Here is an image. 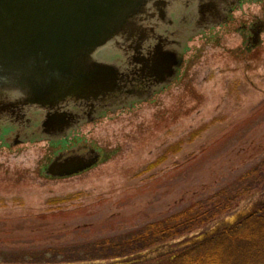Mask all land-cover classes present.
<instances>
[{
    "label": "rangeland",
    "instance_id": "rangeland-1",
    "mask_svg": "<svg viewBox=\"0 0 264 264\" xmlns=\"http://www.w3.org/2000/svg\"><path fill=\"white\" fill-rule=\"evenodd\" d=\"M232 17L191 36L172 84L70 134L71 143L102 151L83 173L45 174L68 142L29 132L16 144L0 138V264H171L264 204V24L250 47L243 30L264 23V0L241 1ZM224 189L239 192L230 214L123 256L134 249L132 233L191 206L209 208Z\"/></svg>",
    "mask_w": 264,
    "mask_h": 264
},
{
    "label": "water",
    "instance_id": "water-1",
    "mask_svg": "<svg viewBox=\"0 0 264 264\" xmlns=\"http://www.w3.org/2000/svg\"><path fill=\"white\" fill-rule=\"evenodd\" d=\"M241 0H0V138L68 137L177 79L191 36ZM13 137V138H12ZM101 151L58 154L48 177L94 167Z\"/></svg>",
    "mask_w": 264,
    "mask_h": 264
},
{
    "label": "trees",
    "instance_id": "trees-1",
    "mask_svg": "<svg viewBox=\"0 0 264 264\" xmlns=\"http://www.w3.org/2000/svg\"><path fill=\"white\" fill-rule=\"evenodd\" d=\"M250 176L251 174H247L241 182L248 181ZM253 183L255 181L251 183L255 186ZM236 193L239 194L227 189L221 190L210 198L209 208L191 206L164 220L144 226L139 232L132 233L135 241L131 244H135L134 249L130 248L123 256L134 255L170 239L185 236L230 214L239 201ZM123 256L115 255L116 258ZM76 261L85 260L70 258L66 263ZM58 263L60 262L48 260L45 264ZM171 264H264V204L207 240L181 250L173 257Z\"/></svg>",
    "mask_w": 264,
    "mask_h": 264
},
{
    "label": "flooded vegetation",
    "instance_id": "flooded-vegetation-1",
    "mask_svg": "<svg viewBox=\"0 0 264 264\" xmlns=\"http://www.w3.org/2000/svg\"><path fill=\"white\" fill-rule=\"evenodd\" d=\"M241 1H243V0H241ZM233 9H235V7L233 8ZM233 11V10H232ZM230 15V17H228V19H226L225 21H223L220 25H218L217 27H220V26H226L227 24H229L230 22H232V20H233V17H232V12L229 14ZM263 22H254V23H252V25H250V27L248 28V27H246V26H244L243 27V30H247V32L249 33V35L247 36V41H248V44H247V46L248 47H250L251 45H252V42H255L256 41V39L258 38V32L260 31V29L262 28V26H263ZM210 29V28H209ZM207 30V29H206ZM104 114H106L105 112H101V111H98L96 114H94V116H95V118H91V121L90 122H88V123H93V122H96V121H99V119L101 118V116L102 115H104ZM74 133V132H73ZM72 133V134H73ZM70 137H71V135L69 136V137H67V138H64V139H61L59 142H61V143H63L61 146L63 147V146H65L66 145V143L68 142L69 144H70V147L69 148H72V147H76V146H78V147H81V148H83L84 146H86L87 147V145H86V143L85 142H83V141H77V143L75 142V143H71L70 141ZM67 143V144H68ZM72 144V145H71ZM69 148H67V149H69ZM96 150V149H95Z\"/></svg>",
    "mask_w": 264,
    "mask_h": 264
}]
</instances>
